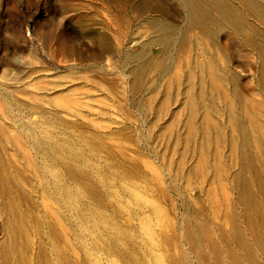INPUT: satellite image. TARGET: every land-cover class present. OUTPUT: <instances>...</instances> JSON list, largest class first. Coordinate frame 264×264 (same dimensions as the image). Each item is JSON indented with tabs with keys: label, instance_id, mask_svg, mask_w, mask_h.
I'll use <instances>...</instances> for the list:
<instances>
[{
	"label": "rangeland",
	"instance_id": "rangeland-1",
	"mask_svg": "<svg viewBox=\"0 0 264 264\" xmlns=\"http://www.w3.org/2000/svg\"><path fill=\"white\" fill-rule=\"evenodd\" d=\"M184 11L181 0H0V264L16 226L17 264H155L147 225L163 264L180 248L194 261L184 214L215 230L211 207L234 193L213 167L189 172L182 124L165 126L182 96L156 107L166 75L133 90L127 71L136 54H161L148 20L182 24ZM220 42L238 89L262 99L255 52L234 33Z\"/></svg>",
	"mask_w": 264,
	"mask_h": 264
},
{
	"label": "bare ground",
	"instance_id": "bare-ground-1",
	"mask_svg": "<svg viewBox=\"0 0 264 264\" xmlns=\"http://www.w3.org/2000/svg\"><path fill=\"white\" fill-rule=\"evenodd\" d=\"M235 1L233 6L232 0H181L182 24L149 19L150 41L161 54H136L127 70L133 90L143 85L149 72L166 75L162 85L166 92L156 107L165 111L171 100L182 96L165 126L171 133L182 124L184 149L192 147L195 155L189 172L204 177L213 167V180L234 193V200L223 207H211L220 220L215 230L196 211L184 214L183 239L194 261L180 248L177 256L168 254L170 264H264L259 258L264 255V0ZM224 31L238 35L255 52L262 99L238 89L237 75L220 42ZM172 48L178 63L174 68ZM146 228L155 264H163V254L156 248L158 231ZM19 233L16 226L3 242L4 264L18 262L11 259V252L20 248ZM162 237L166 243L168 237L164 233ZM58 257L73 264L62 254Z\"/></svg>",
	"mask_w": 264,
	"mask_h": 264
}]
</instances>
